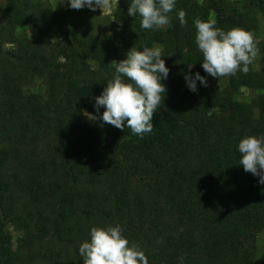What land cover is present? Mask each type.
<instances>
[{
  "label": "trees",
  "instance_id": "obj_1",
  "mask_svg": "<svg viewBox=\"0 0 264 264\" xmlns=\"http://www.w3.org/2000/svg\"><path fill=\"white\" fill-rule=\"evenodd\" d=\"M109 43L93 14L68 4L6 0L0 25V264H83L92 227L120 224L149 264H264V185L239 163V141L264 134V44L259 71L215 79L202 68L196 18L259 33L264 0H177L172 27L143 30L119 0ZM185 10L187 25L177 13ZM32 27L31 38L17 30ZM11 45L13 48L8 49ZM160 47L170 69L164 105L143 138L77 110L95 98L133 47ZM192 64L191 69L188 65ZM199 72L192 92L185 75ZM40 82L35 90L34 83ZM226 85L221 87V82ZM240 89L260 92L250 104ZM254 109L258 114H254ZM101 107L98 116H102ZM8 226L19 234L13 245ZM183 258V259H181Z\"/></svg>",
  "mask_w": 264,
  "mask_h": 264
},
{
  "label": "clouds",
  "instance_id": "obj_2",
  "mask_svg": "<svg viewBox=\"0 0 264 264\" xmlns=\"http://www.w3.org/2000/svg\"><path fill=\"white\" fill-rule=\"evenodd\" d=\"M114 0H68L75 10L85 7L92 11L110 9ZM119 3V0H118ZM177 0H131L128 15L140 17L143 30L162 31L172 27L171 13L176 10ZM186 11L177 16L181 26L187 25ZM195 44L202 53V68L209 76L220 79L234 77L237 73L247 75L250 66L260 55L258 38L254 31L244 28L224 30L214 19L196 18ZM108 35H111L109 33ZM160 47H131L126 58L112 61L115 70L102 93L95 98L96 113L104 108L102 116L85 113L89 119L102 120L121 131L131 130L132 135L143 138L154 130L153 117L165 101L167 79L170 69L163 59ZM192 64L188 65L191 69ZM188 88L197 91V81L207 87V79L199 72L185 75ZM239 163L245 172L259 178L264 185V134L248 135L238 143ZM83 264H149L141 247L130 242L120 224L91 228L90 240L79 246ZM183 259V258H181Z\"/></svg>",
  "mask_w": 264,
  "mask_h": 264
},
{
  "label": "rangeland",
  "instance_id": "obj_3",
  "mask_svg": "<svg viewBox=\"0 0 264 264\" xmlns=\"http://www.w3.org/2000/svg\"><path fill=\"white\" fill-rule=\"evenodd\" d=\"M46 2L48 5H50L51 8L54 10H60L61 8L65 7L68 4V0H42ZM198 2H203L204 0H197ZM229 2H241V0H227ZM120 3V2H119ZM118 0H114L113 6L110 9H104L100 10L97 9V11L93 14L94 18V34L95 37L98 39L100 43H109L111 41L112 33L110 31V25L113 22L114 19V12L119 5ZM5 6H6V0H0V25L4 24L5 22ZM111 33V35H108ZM17 36L20 38H31L32 36V27L28 26L25 28H21L17 30ZM258 41L261 44H264V22L259 16V33L257 35ZM8 49H12L13 47L11 45L7 46ZM261 55L253 62L251 65L253 70L259 71L261 67ZM226 85L225 81L221 82V87H224ZM35 90H39L40 88V82L34 83ZM260 92L254 91V90H246V89H240L237 92V100L244 103H252L254 99L258 96ZM85 113H90L93 115H96L95 111H85V110H77L78 119L81 125L85 126H93L94 122L93 120L89 119L88 116L85 115ZM254 114L257 115L258 111L254 109ZM11 241L14 246L18 244L19 240V234L15 232V230L8 226L7 228ZM257 254H262L264 252V230L257 236Z\"/></svg>",
  "mask_w": 264,
  "mask_h": 264
}]
</instances>
